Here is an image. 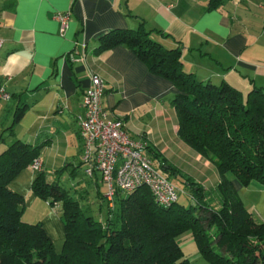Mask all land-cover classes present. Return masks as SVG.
Instances as JSON below:
<instances>
[{"label":"crops","instance_id":"crops-1","mask_svg":"<svg viewBox=\"0 0 264 264\" xmlns=\"http://www.w3.org/2000/svg\"><path fill=\"white\" fill-rule=\"evenodd\" d=\"M208 1L0 0V85L10 94L0 103V152L15 140L37 146L46 181L68 172L81 183L72 185L80 189L78 198L92 189L107 200L109 212L115 204L99 173L84 172L77 125L89 74L96 73L104 81L108 118L123 120L131 138L146 142L154 167L162 172L158 166L169 164L177 172L164 175L190 178L220 201L217 167L178 135L173 84L150 72L125 45L99 49L108 31L143 26L166 48L179 47L182 69L197 79L227 82L243 96L264 89V0H222L213 8ZM67 11L68 26L61 32L56 14ZM17 110L22 114L15 120ZM35 173L29 164L10 186L31 199ZM229 176L244 206L264 221V186L242 185Z\"/></svg>","mask_w":264,"mask_h":264},{"label":"trees","instance_id":"trees-1","mask_svg":"<svg viewBox=\"0 0 264 264\" xmlns=\"http://www.w3.org/2000/svg\"><path fill=\"white\" fill-rule=\"evenodd\" d=\"M221 1L209 0L208 6ZM150 32L143 26L112 29L100 37L99 49L127 46L176 88L178 135L217 167L218 208L209 203L212 191L185 178V193L194 203L177 200L165 208L145 185L116 189L112 200L118 211L109 209L100 221L84 214L71 190L38 171L32 192L62 213L65 240L56 253L41 223L21 220L24 197L10 182L39 151L15 140L0 152V264H191L177 239L185 232L209 264H264V221L244 206L229 176L242 185L264 186V89L243 96L227 82L201 81L182 69L179 47L166 48ZM21 114L17 110L15 120ZM158 168L177 172L165 163Z\"/></svg>","mask_w":264,"mask_h":264},{"label":"built area","instance_id":"built-area-1","mask_svg":"<svg viewBox=\"0 0 264 264\" xmlns=\"http://www.w3.org/2000/svg\"><path fill=\"white\" fill-rule=\"evenodd\" d=\"M56 17L63 32L68 26L69 11L57 13ZM2 43L0 39V49ZM89 80L83 100L85 111L77 116L85 174L91 176L98 172L109 198L114 196L116 189L131 191L145 185L160 206L169 207L178 200L179 189L154 167L152 159L145 153L146 142L131 138L123 120L108 118L102 104L103 79L90 73ZM9 98V92L0 86V103ZM30 169L40 171L41 161L34 158Z\"/></svg>","mask_w":264,"mask_h":264},{"label":"rangeland","instance_id":"rangeland-1","mask_svg":"<svg viewBox=\"0 0 264 264\" xmlns=\"http://www.w3.org/2000/svg\"><path fill=\"white\" fill-rule=\"evenodd\" d=\"M168 177L169 180L179 189L178 202L184 205L194 203V201L185 193V183L182 179L183 177L178 175H169ZM55 182L59 183L66 189L71 190L73 196L77 197L78 193H80V189L75 188V190L72 185L81 183L78 182V179L72 178L68 172H63L61 170L58 171V173L54 175V183ZM101 186V193L105 194V186ZM210 194L211 196L209 199V203L214 208H218L219 201L218 199H216L215 193L213 192ZM23 197L24 203L20 206L21 220L28 223H41L42 227L45 229V231H47V234H49V237L53 243L54 251L56 253L61 252L65 240V228L61 218V211L51 209V207L47 205L46 201L40 199L36 195L31 199L26 196ZM77 200L79 201V204L85 215L93 216L95 219L100 221L106 219L108 215L107 200L105 198L103 199V201L101 199H98L92 189L89 190L88 196H85L83 199L77 197ZM117 206V204L114 205V211H118ZM190 236L191 234L189 232H185L177 238L184 251V254L188 257L190 263L209 264L199 253L194 241Z\"/></svg>","mask_w":264,"mask_h":264}]
</instances>
